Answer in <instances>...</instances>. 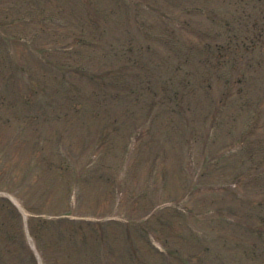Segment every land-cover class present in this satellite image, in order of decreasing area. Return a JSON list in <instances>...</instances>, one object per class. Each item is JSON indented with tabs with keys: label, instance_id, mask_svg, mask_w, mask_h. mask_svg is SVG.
<instances>
[{
	"label": "rangeland",
	"instance_id": "obj_1",
	"mask_svg": "<svg viewBox=\"0 0 264 264\" xmlns=\"http://www.w3.org/2000/svg\"><path fill=\"white\" fill-rule=\"evenodd\" d=\"M63 2L71 24L60 43L52 45L79 49L53 60L71 66L68 76L98 114L75 109L68 92L61 94L63 74L50 68H31L33 79L50 93L45 103L37 93L30 96V105L17 97L20 90H29L27 84L0 82V91L6 92L0 101V149L11 143L1 153L0 181L12 165L17 174L9 186L21 182L39 212L55 215L69 206L72 218L97 221L94 228L104 230L74 239L70 222L48 223L40 236L47 264H181L186 256L193 259L186 264H264V233L256 234L264 231V33L253 36L264 28V0H95L87 8L80 0ZM10 3L22 6L20 0ZM145 34L153 39L151 46H160L149 51L144 44L137 50ZM89 38L94 43L82 45ZM77 65L87 66L86 75L110 68L123 74L105 93L80 76ZM41 106L45 118L36 113ZM57 137L76 163L72 172L67 170L70 176L85 163L71 205L65 204L63 174L44 191L53 174L49 170L59 162ZM37 140L44 144L45 157L37 149L29 151L38 147ZM30 153L36 166L30 176L21 177ZM204 163L209 173L200 178ZM189 168L198 186L207 187L199 192L207 199L183 198ZM39 169L44 171L40 176ZM157 204L179 207L195 227L183 229L182 217L171 210L165 213L176 223L174 229L152 224L150 230L160 239L153 243L173 253L165 260L149 250L134 225L125 229L117 224L128 218L142 223ZM223 211L249 222L248 229L219 224ZM10 229L16 224L0 214V264H23L20 239L10 240ZM183 230L199 235L201 243L193 239L192 246Z\"/></svg>",
	"mask_w": 264,
	"mask_h": 264
},
{
	"label": "trees",
	"instance_id": "obj_2",
	"mask_svg": "<svg viewBox=\"0 0 264 264\" xmlns=\"http://www.w3.org/2000/svg\"><path fill=\"white\" fill-rule=\"evenodd\" d=\"M10 1L0 0V79L4 82L9 80V72H23L28 70L29 64L45 63L43 58L36 56L37 62H35L28 56L33 55L31 43L43 44L42 47L35 48L36 52L41 53L52 44L60 43L61 38L66 35L65 29L68 28L50 19L55 16L62 17L61 15L68 10L67 5L62 4L63 0H20L22 6H18L19 3L14 5ZM80 1H85L87 8L93 4L94 0ZM10 67H13L11 71L8 70ZM103 71L107 74L110 70L103 69ZM0 94V101H2L5 94L1 91ZM73 106L81 107L74 104ZM83 109L84 112L88 111L86 107ZM91 113L98 114L97 111ZM32 230L35 234L36 229Z\"/></svg>",
	"mask_w": 264,
	"mask_h": 264
}]
</instances>
